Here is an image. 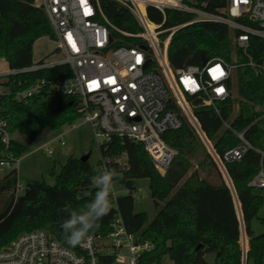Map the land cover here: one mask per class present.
Masks as SVG:
<instances>
[{"label":"trees","instance_id":"1","mask_svg":"<svg viewBox=\"0 0 264 264\" xmlns=\"http://www.w3.org/2000/svg\"><path fill=\"white\" fill-rule=\"evenodd\" d=\"M184 2L192 4L189 0ZM101 4L114 27L129 33L140 31L134 15L127 8L111 0H101ZM196 5L220 13L226 8L227 1L196 0ZM148 15L157 24L164 22V15L154 8L148 9ZM193 19L191 14L167 10L165 27L189 24ZM111 32L115 40L122 38L115 29L111 28ZM44 37L56 40L50 19L46 11L36 5V0H0V60L5 59L12 69L33 65L34 45ZM120 44L125 43L121 40L117 45ZM248 54L255 62H262L264 40L251 37ZM168 55L175 69L201 65L202 55L207 60L224 58L229 62L236 57L238 62L244 63L231 84L237 97L219 105L220 116L209 106L197 108L195 115L219 155L223 156L239 145L237 133H244L254 147L241 160L228 163L226 167L249 238L247 262L264 264V233L255 235L252 229V221L264 206V190L255 193L248 187L264 165V72H256L248 66L249 58L236 50L229 28L214 22H197L179 29L170 42ZM72 76L69 65H60L21 79L65 81ZM7 82L8 79L1 80L0 84ZM195 104H201V101ZM80 117L82 113L76 98L54 94H44L25 102L10 98L0 112V118L7 120L11 134L20 132L33 140L40 129L58 131L65 125L74 124ZM225 123L231 128H226ZM163 140L179 152L164 175L158 172L142 143L113 136L110 141L100 144L101 160L97 165L70 157L56 176L55 185L27 181L25 192L16 198L13 191L18 180L17 171L0 177V250L19 236L37 230H44L61 244L71 247L60 227L68 216L64 209L70 206L78 210L87 203L90 197H85L84 193L94 195L96 187L91 183V177L96 174L95 169L101 167L117 170L118 178L114 183L125 188L127 194L118 196L116 206L99 221V228L90 235H108L119 215L130 233L155 245L154 251L144 256L148 264H162L166 257L173 264H207L208 254L214 255V264H242L241 220L236 201L198 134L184 122L180 129L166 132ZM12 149L19 157L27 151L16 141H12ZM140 179L149 180L151 197L158 209L152 222H148L146 213L135 210L136 181ZM77 196L81 198L77 199Z\"/></svg>","mask_w":264,"mask_h":264},{"label":"built area","instance_id":"2","mask_svg":"<svg viewBox=\"0 0 264 264\" xmlns=\"http://www.w3.org/2000/svg\"><path fill=\"white\" fill-rule=\"evenodd\" d=\"M111 1L134 15L140 28L138 33L114 27L103 12L101 0H39L36 5L46 11L63 58L42 60L21 69H12L5 59H1L0 82L5 79L8 82L0 84V112L10 98L25 102L44 94L74 97L98 143L108 142L113 136L142 143L162 175L179 155L178 150L163 140V135L180 129L187 122L208 150L236 201L241 220L242 264H248L249 238L226 164L241 160L254 147L244 133H237L239 145L223 156L219 155L195 115L197 108L209 106L220 116L219 105L234 97L231 84L244 63L238 62L236 57L233 62L212 58L204 65L175 69L170 63L168 49L179 29L192 23L214 22L229 28L234 47L249 58L247 65L256 72H264V60L255 62L248 54L251 37L264 40V0H226L227 6L220 13L198 7L196 0H189L193 5L184 0ZM149 8L160 11L164 22H153L148 15ZM167 10L191 14L194 19L189 24L166 28ZM111 28L135 45L122 38L115 40ZM121 40L125 44L117 45ZM60 65L71 67L73 76L70 79H21ZM196 101L201 104H195ZM224 125L231 128L228 123ZM12 135L7 120L0 118V173L6 175L12 170L17 171L18 180L13 192L18 198L25 192L26 183L19 178L18 166L22 157L12 149ZM63 136H59L61 145H65ZM44 149L49 154L54 153L49 145ZM248 187L264 190V165ZM119 195L114 188L110 198L112 208ZM134 199H140V195L134 194ZM154 249L151 241L130 233L118 215L108 235H90L83 246L74 248L61 244L44 230L25 233L0 250V264H148L144 256Z\"/></svg>","mask_w":264,"mask_h":264},{"label":"rangeland","instance_id":"3","mask_svg":"<svg viewBox=\"0 0 264 264\" xmlns=\"http://www.w3.org/2000/svg\"><path fill=\"white\" fill-rule=\"evenodd\" d=\"M36 4H39V0H36ZM33 53L35 62L60 60L63 58L57 47V41L52 40L50 37L38 40L34 45ZM233 92L234 98H236V89ZM61 134H64L63 141L65 145H61L59 138ZM12 139L23 144L27 149L18 166L19 178L23 183H27V181H44L48 185H55L56 176L59 175L62 166L70 157L81 159L91 153L89 162L93 166L97 165L101 160L100 143L96 141L91 125L85 122L83 116L77 119L74 124L65 125L58 131L48 128L40 129L38 136L34 140L20 132L13 134ZM46 145L53 148V154H49L44 149ZM4 175L0 173V177ZM136 183L138 186L137 194L140 195V199H135V210L138 213H146L148 222H152L158 213V209L151 197L149 180L140 179ZM114 188L119 194H127V190L119 184L114 183ZM254 192L258 191L255 190ZM263 218L264 206L261 208L258 217L252 221V229L255 235L264 233ZM210 255L212 254H208L206 257L207 264H210ZM162 264H173V262L166 257Z\"/></svg>","mask_w":264,"mask_h":264},{"label":"clouds","instance_id":"4","mask_svg":"<svg viewBox=\"0 0 264 264\" xmlns=\"http://www.w3.org/2000/svg\"><path fill=\"white\" fill-rule=\"evenodd\" d=\"M96 174L91 177V183L95 185L93 194L84 193L90 197L87 203L80 209H72L66 206L64 211L68 213L60 227L65 235L66 243L71 247L83 246L90 234L99 228V221L109 214L112 208L111 196L114 193V180L118 178V172L114 168L95 169ZM77 196V199H80Z\"/></svg>","mask_w":264,"mask_h":264},{"label":"water","instance_id":"5","mask_svg":"<svg viewBox=\"0 0 264 264\" xmlns=\"http://www.w3.org/2000/svg\"><path fill=\"white\" fill-rule=\"evenodd\" d=\"M144 49H146L145 47H143ZM207 62V58H206V56L205 55H202L201 56V64H205ZM90 155H91V153H89V154H87L86 156H84V157H82L81 158V161H83V162H88L89 161V158H90Z\"/></svg>","mask_w":264,"mask_h":264},{"label":"crops","instance_id":"6","mask_svg":"<svg viewBox=\"0 0 264 264\" xmlns=\"http://www.w3.org/2000/svg\"><path fill=\"white\" fill-rule=\"evenodd\" d=\"M210 264H214V255H210Z\"/></svg>","mask_w":264,"mask_h":264},{"label":"snow or ice","instance_id":"7","mask_svg":"<svg viewBox=\"0 0 264 264\" xmlns=\"http://www.w3.org/2000/svg\"><path fill=\"white\" fill-rule=\"evenodd\" d=\"M222 74V73H221ZM222 91V90H221Z\"/></svg>","mask_w":264,"mask_h":264}]
</instances>
